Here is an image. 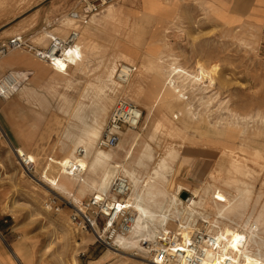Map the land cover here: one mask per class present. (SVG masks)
<instances>
[{
	"label": "rangeland",
	"instance_id": "obj_1",
	"mask_svg": "<svg viewBox=\"0 0 264 264\" xmlns=\"http://www.w3.org/2000/svg\"><path fill=\"white\" fill-rule=\"evenodd\" d=\"M44 1L0 0V42L15 34H24L37 45L47 46V34L65 36L72 25L67 16L71 9L55 19H39L37 9ZM156 5L162 11L157 12L150 24L149 14L139 16L134 9H130L131 14L127 13L124 1L111 0L87 22L98 34L94 36L95 41L87 44L80 35L79 43L84 47L82 57L77 65L68 67L67 74L56 72L49 64L44 66L46 62L24 49L11 50L0 58V62L11 67L21 62L20 55L25 54L29 59L25 58L24 62L31 65L25 66L27 73L14 71L21 73L20 88L10 98L0 99V109L17 136L15 139L0 120V231L3 232L0 243L9 247L10 255L11 250L19 248L15 263L29 264L34 256L43 264H154L142 249L143 240L141 249L117 250V245L111 248L96 241L89 229L75 228L70 214L77 204L68 202L71 200L67 195L38 180L51 158L61 159L72 150L76 140L90 128L95 114H99L103 127L120 98L144 111L139 126L133 131L141 132V142L149 143L153 158L145 159L137 168L141 175L153 171L166 158L173 170L169 188L174 191L176 184L189 188L186 179L197 169L198 157L207 151L217 156L212 158L209 174L195 188L200 189L204 200L197 206L198 213L193 219L206 216L212 221L215 218L224 204L213 199V188L223 189L230 197L235 193L223 185L228 177H232L235 186L250 187V192L241 198H244L243 204L230 215L229 221L239 224L257 196L264 203V124L248 129V134L240 139L237 130L229 127L224 130L216 124L226 114V107L242 114L255 110L264 113V0H179L178 3L173 0ZM104 28L106 35L102 33ZM163 53L170 55L162 63L164 68L175 56L188 70L200 63L212 79L211 87L205 91L198 89L195 95L187 93L195 111L199 112L194 120L190 116L173 117L181 108L175 101L164 104L159 93L161 82L153 77L152 70L145 68L149 60L159 63ZM11 56L15 58L13 61L6 60ZM118 64L136 67L137 75L130 82L121 81L115 75ZM36 72L43 75L35 78ZM26 89L35 93L29 95ZM105 105L107 111L101 115ZM150 108L155 113L147 118ZM122 134L124 139L130 137L129 133ZM15 147H23L36 156L31 170L17 158L13 152ZM229 149L233 152H225ZM140 151L141 147H136L135 156ZM222 152H225V167L219 173ZM231 157L238 159L239 171L232 169L230 164L235 159ZM206 187L211 191L204 192ZM189 189L181 190L178 196L184 200L182 194L186 193L190 197L194 189ZM90 196L84 195L81 203ZM171 224L168 229L174 230L175 223ZM48 236H53L52 248L41 252ZM15 241L22 246L10 244ZM261 246L254 247V251L257 253L260 248V254L264 255V246Z\"/></svg>",
	"mask_w": 264,
	"mask_h": 264
},
{
	"label": "bare ground",
	"instance_id": "obj_2",
	"mask_svg": "<svg viewBox=\"0 0 264 264\" xmlns=\"http://www.w3.org/2000/svg\"><path fill=\"white\" fill-rule=\"evenodd\" d=\"M157 12L158 5H155L152 7L149 14L150 24L155 20ZM82 50L83 49L81 48H75L69 51L67 58L69 63H66L63 59H58L53 66L49 65L56 72L67 74L68 67L77 65L78 61L81 59ZM74 55L78 56L79 60L76 59ZM168 56L170 55L163 53L158 59L159 63H154L152 60H149L145 65V68L147 71L152 70L153 77L161 82L159 93L164 99V104L169 105L175 101L181 108L178 113L173 114V117L178 118L180 116L181 118H185L190 116V119L194 120L196 119V116L199 115V112L198 110L195 111L193 101L189 99L187 93L194 94L198 89L200 92L201 90L205 91L211 87L212 79H210L207 72L204 71V68L200 63L196 64L192 70H188L180 63L179 58L175 56H172L171 61L167 64V67L164 68L162 63ZM121 66V71H117L115 75L123 80L133 79L138 73L136 67L124 64H121ZM29 93L32 95L34 94V91H29ZM213 99L210 98V101H213ZM223 102L224 101H222V103ZM226 103H228V100ZM106 107L107 105L102 109L101 115L106 113ZM237 111L230 107H226V114H222V118L217 120L216 124L223 126L224 130L228 127L237 130L239 134L238 139L245 136V134H248V129L253 128L254 130L256 129L254 127L258 126V124H264V113L262 112L255 110L254 113L248 112L242 114ZM154 113L155 111L150 108L148 110L147 118ZM98 115V113L94 115L90 128L76 140L72 150L65 154L61 159L55 160L51 158L50 162L42 168L40 178L37 179L46 182L50 189L59 192V194L63 193L67 195V197H69L67 199L71 200L68 202H75L77 204L76 207H82L83 203H81V198L86 194L108 195L112 200H115V196L109 191L113 177L118 174L127 176L130 180V191L127 196H124V199L126 200V203L133 208L132 210L135 221L127 234L119 235L115 240L116 245L119 246L117 250H124L125 248L141 249V240L156 241L157 238L161 236L162 231L170 230L168 229V226H170L172 222L175 223V229L172 231H180L183 236L188 237L194 229L188 221L193 219L198 213L197 206L203 204L204 198L203 194L199 193L200 189H194L188 200H183L178 196L181 190L186 189L185 185L176 184L174 185V191H172V188H169V184L170 175L173 170L166 158H162L153 171L141 175L137 168L144 164L145 159L151 161L153 155L150 152L151 147L149 143L141 142L140 131L135 132L133 131L134 129H127L123 133L124 135L129 133L130 137L124 139V136H122L115 148L111 150H105L102 148L96 149L94 143L96 142L102 128L99 120L100 117ZM142 129H145V127ZM148 136H150V133ZM233 138L235 139L236 137L233 136ZM136 147H141L138 156H135ZM252 150H255L257 153L260 152V149L258 148H252ZM227 151L231 153L233 152L231 149L225 150V152ZM13 152H15L17 158L20 159L22 163L26 160H30L36 164L37 159L34 154L27 153L20 147H15ZM225 152L220 154V160L222 162L219 163V173L222 172L225 167ZM250 152L251 151H249V153ZM234 159L235 160L230 165L233 170L237 171L239 169V164L236 162L238 159ZM52 168H56L53 174L50 173ZM242 175H245V173H242ZM217 179H220V177ZM223 185L233 189L235 193L232 194V197H230L226 191L217 186L213 188L212 195L216 202L224 204L218 210L219 216L229 219L227 215H233L235 210L243 204L244 198H241L245 192H250V187L249 185H246L245 187L235 186L232 177L225 179ZM203 190L206 192L210 189L206 187ZM212 222H214V219ZM220 227L222 231L220 233V238H222L221 240H223V243L221 244V251L215 252L213 256V264H222L225 256L240 257L241 264H264V258L258 256L254 251V247L256 248L261 245L258 244L255 239L258 234H260L259 230L261 229V224L256 218H252V216L248 214L243 217L239 224L230 219L229 222L222 221ZM238 236L245 237L246 240L248 239L247 245L243 248H240L238 245ZM52 237L53 236L47 237L46 240L48 243L40 249L41 252L49 251L52 248L54 240ZM17 256L16 250H11L12 260H15ZM29 262L30 264H43L40 263L39 260H36L34 256H32V259H30ZM154 264L156 263L154 262Z\"/></svg>",
	"mask_w": 264,
	"mask_h": 264
},
{
	"label": "built area",
	"instance_id": "obj_3",
	"mask_svg": "<svg viewBox=\"0 0 264 264\" xmlns=\"http://www.w3.org/2000/svg\"><path fill=\"white\" fill-rule=\"evenodd\" d=\"M111 0H80V6L71 9L67 16L72 20L71 27L65 36L54 33L47 34V46H39L24 34H15L6 41L0 42V58L11 50L24 49L34 53V55L50 65H54L58 59L68 61L69 51L80 49V26L87 24L93 15L100 13L105 5ZM79 60L78 56L74 55ZM119 72L122 69L118 64ZM118 72V74H119ZM118 77V76H117ZM130 82L133 79L123 80ZM23 82L21 73L7 71L0 77V99L10 98L20 88ZM144 111L138 105L129 103L120 98L113 105L107 121L101 128V132L95 142L98 148L113 149L117 146L125 128L136 129L143 117ZM23 165L31 170L34 163L26 160ZM110 193L115 196L112 200L108 195L94 194L82 205H73L70 214L71 224L77 228H87L95 236L96 241L114 248L115 240L119 235L127 234L135 221L133 208L126 203L124 196L130 191V180L123 174L113 177ZM185 197L184 200H188ZM55 205V201L52 202ZM48 207H52L48 205ZM59 210V207H56ZM230 218V215H227ZM220 222H229V219L216 214L214 222L209 217L200 216L198 219L188 221L194 227L188 237L180 231H163L156 241L143 240L142 249L147 252L151 261L156 264H213L215 252L221 251ZM220 230V231H219ZM3 232L0 231V236ZM239 247L243 248L247 244L245 237H237ZM149 260V261H150ZM222 264H241L240 257L225 256Z\"/></svg>",
	"mask_w": 264,
	"mask_h": 264
},
{
	"label": "crops",
	"instance_id": "obj_4",
	"mask_svg": "<svg viewBox=\"0 0 264 264\" xmlns=\"http://www.w3.org/2000/svg\"><path fill=\"white\" fill-rule=\"evenodd\" d=\"M121 2L124 1V9H128L127 13H130V9H134V12H136V15L141 16L142 14H150V8L153 6V4L162 3L165 4L167 1L173 2V0H119ZM179 0H174V2L178 3ZM247 1H257V0H247ZM128 2H131L132 5H130ZM125 3H128L129 5H125ZM138 4V5H136ZM80 6V0H45L44 3L37 9L38 14L40 15L39 19H55L58 18L63 13H66L69 9H76ZM162 10H158V13H161ZM159 15V14H158ZM163 15V14H162ZM46 23V21H44ZM104 35L108 34L106 28H104L103 32ZM98 34V31L92 26L91 23L86 24L84 26H80V35L83 36L84 40L83 42L89 43L92 41H95L94 36ZM81 45V44H80ZM82 48V45H81ZM23 57L21 62H17L16 64L9 67L8 65H5L3 62H0V75L5 73L8 70L13 71H22L25 72V66H31L28 63L26 64L24 62V59H29V56L22 54L20 55V58ZM31 58V57H30ZM15 58L13 56L8 57L6 60L13 61ZM33 59V58H32ZM35 60V59H34ZM45 63L44 66H46ZM28 68V67H27ZM28 70V69H27ZM27 73V72H25ZM43 74L41 72H36L35 78H40ZM29 91L34 90H27L26 92L30 95ZM35 93V92H34ZM0 120H2L8 127L10 134L17 139L16 134L14 133L13 129L11 128V125L5 115V113L0 109ZM24 149L23 147H20ZM25 150V149H24ZM26 151V150H25ZM201 157H198L197 160V169L192 170V175H189L186 179V183L189 185V188L195 189L198 185L203 182V180L206 178L207 174H209L210 168H211V161L212 158L217 159V156L211 155L209 151L204 152ZM200 159V160H199ZM195 162V160H194ZM189 188H186L188 191H190ZM261 199L254 198L252 205L249 208V211L243 215L250 214L252 218H256L258 222L261 224V229L259 230L258 236L256 237V241L259 244H264V203H260ZM243 217L241 218L240 222L242 221ZM3 236V235H2ZM0 236V240L2 239ZM12 245H21L17 241L10 243ZM264 246V245H262ZM261 246V247H262ZM13 247V246H12ZM258 248V247H257ZM260 249V248H259ZM257 251L258 256H261L264 258V255L260 254V251ZM15 250H19V248H15ZM32 259V257L30 258ZM0 264H17L15 263L10 255V250L8 246H2L0 243ZM25 264V263H21ZM30 264V263H29Z\"/></svg>",
	"mask_w": 264,
	"mask_h": 264
},
{
	"label": "water",
	"instance_id": "obj_5",
	"mask_svg": "<svg viewBox=\"0 0 264 264\" xmlns=\"http://www.w3.org/2000/svg\"><path fill=\"white\" fill-rule=\"evenodd\" d=\"M182 197L185 198V197H186V193H183V194H182Z\"/></svg>",
	"mask_w": 264,
	"mask_h": 264
}]
</instances>
